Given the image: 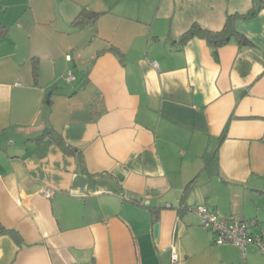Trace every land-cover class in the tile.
I'll return each instance as SVG.
<instances>
[{
    "label": "crops",
    "instance_id": "crops-1",
    "mask_svg": "<svg viewBox=\"0 0 264 264\" xmlns=\"http://www.w3.org/2000/svg\"><path fill=\"white\" fill-rule=\"evenodd\" d=\"M224 1L203 27L254 8ZM83 9L0 0V223L22 241L0 235V264H264L257 245L216 243L193 210L264 233V8L236 23L256 47L232 41L218 58L204 39L180 43L190 21L175 33L165 23L177 11L143 9L108 38L72 27ZM34 61L49 67L35 76ZM78 61L89 64L68 90Z\"/></svg>",
    "mask_w": 264,
    "mask_h": 264
},
{
    "label": "rangeland",
    "instance_id": "rangeland-1",
    "mask_svg": "<svg viewBox=\"0 0 264 264\" xmlns=\"http://www.w3.org/2000/svg\"><path fill=\"white\" fill-rule=\"evenodd\" d=\"M221 4L224 5L225 1L224 0H86L87 9L101 13L97 24L94 26V27L97 26L98 28V36H105L108 38L121 37L122 30L124 28L123 23H127L125 22V18L135 17L141 14L140 11L143 9H144L143 13H146L147 17L151 19H153V17L158 11L160 12L159 15L161 18H166L169 14H172L173 11L174 12L177 11V13H175L176 14L175 20H173V18H175L173 17V15L172 18L168 20L165 19L166 21L165 23L167 24V26H170L172 32L175 33L177 31V26L178 25L181 26L184 21L185 22L190 21V27L193 24V22H198L202 25V22H205L204 20H206L205 18L211 16L210 15L212 11L211 9L216 8L215 11L216 13L219 10ZM143 16L146 18L145 14H143ZM192 18H198L200 21L194 20L191 22ZM91 26L93 25L87 27H91ZM90 54H91V50H87L82 55V58L89 59L88 56ZM70 56L73 58V56H75V53L73 52ZM76 60H78V57H76ZM74 62H75V58H74ZM45 63L46 62H44L43 65H41L40 63L38 67L40 66V68H42V66H45L48 69L49 67L48 63H50V66L54 65L56 66V68L60 69L63 67L64 61H60L59 56H57L54 61V64L52 62H48L47 65H45ZM84 64L88 66L89 63L85 61ZM85 65L84 67H86ZM84 67L82 63L79 61H78V67H73L71 63L70 66L66 68L67 70L65 71V75H67L69 72H72L75 74L77 78L80 79L83 76ZM46 78H49V74L46 76ZM77 82H74L71 85L65 84V88H67L68 90H72L74 89V86L76 85ZM58 87L59 88L61 87L60 83ZM48 94H51V92L49 91ZM255 230L256 231L254 232L256 234H259L258 230L257 229Z\"/></svg>",
    "mask_w": 264,
    "mask_h": 264
},
{
    "label": "trees",
    "instance_id": "trees-1",
    "mask_svg": "<svg viewBox=\"0 0 264 264\" xmlns=\"http://www.w3.org/2000/svg\"><path fill=\"white\" fill-rule=\"evenodd\" d=\"M263 8H264V2H262V0H254V8L250 12L248 13L235 12V13L228 14L225 19L224 26L219 30H212L209 28H205L200 23L194 22L191 25V27L182 35L180 43L186 44L188 41L194 38L204 39L208 43V45H210L213 48L214 55L216 58H218V50L223 48L224 46H227L232 41H235L241 48L256 47L255 44L244 33L236 29V23L239 20L253 19L255 16H257L259 11L262 10ZM100 14L101 13L96 12V11H91L89 9H83L73 19L71 25L72 27L79 29V30L84 29L90 25L95 26L99 20ZM7 33H8V30H5L4 33H2L1 28H0V38L7 36L8 35ZM109 50L118 55L122 54L118 48L113 47V46H111ZM33 72L35 76H38V62L37 61H34ZM46 134L49 137L56 140L58 145L66 153L75 154L77 152L75 148L68 145L64 141V139L61 137V135L58 134L53 129H48L46 131ZM192 185L193 183L190 185V188L192 187ZM183 209L187 210V207L185 206ZM2 234H9L12 238H14L21 245L22 241H21V237L19 233L14 230H7L0 223V235ZM262 236L264 237V233L262 234Z\"/></svg>",
    "mask_w": 264,
    "mask_h": 264
},
{
    "label": "built area",
    "instance_id": "built-area-1",
    "mask_svg": "<svg viewBox=\"0 0 264 264\" xmlns=\"http://www.w3.org/2000/svg\"><path fill=\"white\" fill-rule=\"evenodd\" d=\"M68 60L70 61V57H68ZM154 66H157V64L154 63ZM66 79L68 83H74L76 76L74 73L69 72L66 75ZM53 195V191L46 190L44 192V197L46 198H50ZM194 211L201 219L202 226L213 233L215 242L219 245H233L243 252H245L248 246L257 245L264 254V237L262 235L254 236L250 234L249 227L242 219L224 218L208 207L196 208ZM173 258L177 261L178 256L174 254Z\"/></svg>",
    "mask_w": 264,
    "mask_h": 264
},
{
    "label": "water",
    "instance_id": "water-1",
    "mask_svg": "<svg viewBox=\"0 0 264 264\" xmlns=\"http://www.w3.org/2000/svg\"><path fill=\"white\" fill-rule=\"evenodd\" d=\"M155 236H158L159 234V225H156L154 228Z\"/></svg>",
    "mask_w": 264,
    "mask_h": 264
}]
</instances>
